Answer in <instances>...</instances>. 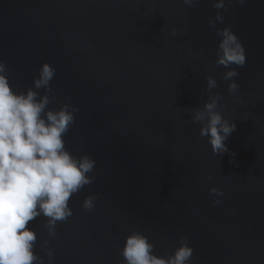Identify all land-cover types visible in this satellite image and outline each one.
I'll return each mask as SVG.
<instances>
[{"label": "water", "instance_id": "95a60500", "mask_svg": "<svg viewBox=\"0 0 264 264\" xmlns=\"http://www.w3.org/2000/svg\"><path fill=\"white\" fill-rule=\"evenodd\" d=\"M214 3L0 0L10 86L26 91L40 66L52 65L53 92L34 90L49 96V109H77L65 146L95 161L93 182L72 195V215L54 235L42 215L29 223L42 264H123L133 230L157 256L187 237L191 264H264V0H225L215 28ZM226 26L244 46L243 67L216 64V29ZM231 68L233 92L224 79ZM213 99L236 125L220 155L200 136L206 121H193ZM89 195L97 199L85 210Z\"/></svg>", "mask_w": 264, "mask_h": 264}, {"label": "clouds", "instance_id": "9594fccd", "mask_svg": "<svg viewBox=\"0 0 264 264\" xmlns=\"http://www.w3.org/2000/svg\"><path fill=\"white\" fill-rule=\"evenodd\" d=\"M183 2L193 4V0ZM213 7L217 12L209 23L215 28L217 22H224L219 10H227L225 0H215ZM216 33L220 37L216 64L225 68L243 67L246 54L239 37L227 26L216 29ZM55 74L56 69L45 62L33 78L34 87L16 92L10 86L6 64L0 61V264H42L34 252L37 234L29 223L42 215L47 219L49 235H54L57 222L72 215L69 206L72 195L94 179L89 173L95 161L86 154L77 157L65 146L64 136L74 123L77 109L67 103L57 110L49 109V96H40L34 90L53 92L50 82ZM237 75L236 68L224 74V79L232 81L229 92L239 87L232 79ZM208 86L216 87L214 78L208 77ZM216 109L217 102L213 99L205 103L204 110L195 113L193 121H206L200 136L208 137L212 152L220 155L229 151L225 141L236 125L229 124ZM210 192L223 195L215 186ZM96 199L95 195L87 196L82 207L91 210ZM215 203L219 204V199ZM178 245L171 255L157 256L148 237L133 230L126 236L120 254L123 264H191L194 249L187 237H181ZM53 255L48 252L50 261Z\"/></svg>", "mask_w": 264, "mask_h": 264}]
</instances>
